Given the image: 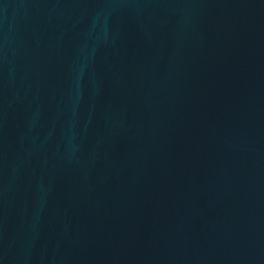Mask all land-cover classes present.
Returning a JSON list of instances; mask_svg holds the SVG:
<instances>
[{"label": "water", "instance_id": "95a60500", "mask_svg": "<svg viewBox=\"0 0 264 264\" xmlns=\"http://www.w3.org/2000/svg\"><path fill=\"white\" fill-rule=\"evenodd\" d=\"M0 264H264V0H0Z\"/></svg>", "mask_w": 264, "mask_h": 264}]
</instances>
